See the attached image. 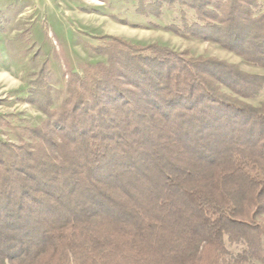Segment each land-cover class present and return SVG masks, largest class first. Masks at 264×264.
<instances>
[{"label": "trees", "instance_id": "16d2710c", "mask_svg": "<svg viewBox=\"0 0 264 264\" xmlns=\"http://www.w3.org/2000/svg\"><path fill=\"white\" fill-rule=\"evenodd\" d=\"M175 4L197 22L169 31L264 69L257 0H149L136 13ZM113 42L106 65L68 72L57 110L41 69L28 102L46 119L0 141V264L264 263V102H245L264 76ZM225 237L244 246L230 261Z\"/></svg>", "mask_w": 264, "mask_h": 264}, {"label": "rangeland", "instance_id": "374dc122", "mask_svg": "<svg viewBox=\"0 0 264 264\" xmlns=\"http://www.w3.org/2000/svg\"><path fill=\"white\" fill-rule=\"evenodd\" d=\"M257 1L259 11L264 12V0ZM141 2L147 4L149 0H0V141L17 144L9 127L33 128L46 119L28 102L41 69H45L49 89V110H57L68 72L82 77L83 67L106 65L102 50L114 39L135 47L158 45L192 57L214 58L237 65L244 73L264 76V69L245 64L214 42L181 37L168 30L170 26L196 23L192 10L175 4L163 6L158 16H141L136 13ZM245 102L259 106L264 102V87ZM257 222L264 230V214ZM224 246L227 261L244 249L226 237Z\"/></svg>", "mask_w": 264, "mask_h": 264}]
</instances>
